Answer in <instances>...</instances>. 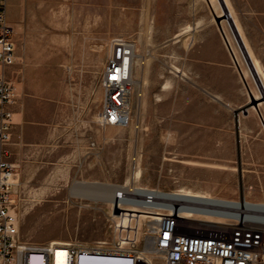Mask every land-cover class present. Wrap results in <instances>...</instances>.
I'll list each match as a JSON object with an SVG mask.
<instances>
[{
	"label": "rangeland",
	"instance_id": "374dc122",
	"mask_svg": "<svg viewBox=\"0 0 264 264\" xmlns=\"http://www.w3.org/2000/svg\"><path fill=\"white\" fill-rule=\"evenodd\" d=\"M10 1L17 60L6 75L26 94L28 136L40 133L38 123L45 125L41 143L20 144L16 150L11 141L6 144L16 168L12 196L22 240L111 244L113 202L103 196H114L112 190L122 186L264 203L257 198L264 196L259 179L253 186L244 182L240 154L230 163L236 169H230L229 153L208 152L215 139L225 149L226 137L203 136L201 148L207 151L201 153L181 151L177 114L188 110L179 106L178 80L186 58L176 54L183 42L166 40L171 33L160 28L184 22L193 30L186 25L193 17L213 22L264 134V98L253 100L262 94L221 16L226 13L222 0ZM226 1L264 75V0ZM119 37L134 42L136 83L129 124L105 126L99 117L101 75ZM209 100L203 98L202 112L217 107ZM36 262L32 257L31 264Z\"/></svg>",
	"mask_w": 264,
	"mask_h": 264
},
{
	"label": "built area",
	"instance_id": "2783aa9c",
	"mask_svg": "<svg viewBox=\"0 0 264 264\" xmlns=\"http://www.w3.org/2000/svg\"><path fill=\"white\" fill-rule=\"evenodd\" d=\"M15 34L8 19V0H0V264H31L32 257L37 258L36 264H264V223L229 216L206 204L187 217L165 207L134 210L121 203L132 194L124 189L117 192L120 201L112 204L111 244L22 240L12 196L16 168L6 147L12 138L11 107L17 91L6 75V68L17 60ZM134 57L133 41L113 40L101 75L104 95L99 117L105 126L129 124ZM134 187L141 193L130 199L154 205L157 189Z\"/></svg>",
	"mask_w": 264,
	"mask_h": 264
},
{
	"label": "crops",
	"instance_id": "0c3cea01",
	"mask_svg": "<svg viewBox=\"0 0 264 264\" xmlns=\"http://www.w3.org/2000/svg\"><path fill=\"white\" fill-rule=\"evenodd\" d=\"M222 1L226 6L227 1ZM9 4L11 1L8 3V19L14 25ZM227 6L232 12L233 20L239 28L238 31L249 51L252 62L260 71H258L262 79L260 82L264 83L263 72L243 37L237 18L229 5ZM18 14L20 18V6ZM189 21L186 25H193L195 27L193 30L189 27L184 28V22L173 24V26L164 24L163 28H160L161 31L171 33L166 40L183 42L176 54L186 58L178 80L179 106L184 104L188 110L179 111L177 114L178 131L183 136L181 151L184 153H201L207 151L201 148L203 136H209L213 139L219 136L226 137L225 149L218 148V141L215 139V143L214 140L210 141L211 146L208 152L229 153L230 169H236L232 168L230 163L240 154L241 165L239 168L245 184L256 185L255 180L259 179L260 185L264 189V134L257 114L248 106L250 95L243 86L237 70L226 56L218 32L213 27V22L209 18L203 17H193ZM203 25L210 27L206 30L202 27ZM252 77L260 88L261 94L262 86L253 75ZM16 88V100L11 107L14 112L12 150H16L20 144L41 143L45 133V125L38 123L36 127L40 133L28 136L26 132L29 124L25 109L26 94L21 86H16ZM257 97L254 96L253 100L255 101ZM203 98H209V102L214 103L217 107L210 112H202ZM258 197L264 198V196Z\"/></svg>",
	"mask_w": 264,
	"mask_h": 264
},
{
	"label": "bare ground",
	"instance_id": "6f19581e",
	"mask_svg": "<svg viewBox=\"0 0 264 264\" xmlns=\"http://www.w3.org/2000/svg\"><path fill=\"white\" fill-rule=\"evenodd\" d=\"M226 4L228 5V3ZM227 5L224 6L226 8V13H224L221 16L225 17L224 20L226 21L228 28L230 27L232 31L234 39L240 49L241 55L246 61L250 74H252L262 86V93H261L262 95L260 98L258 97L256 98V99H262L264 98V87H263L264 83L262 82L263 83L262 84L260 82L262 81L261 77L259 76L260 71L259 69L256 68V65L254 64V62H252V59L248 53L249 51L247 50L246 45L242 39V36L240 35L238 31L239 28H237L233 20L232 13H230L231 11L227 8L228 7ZM135 58H136V53H135ZM133 83H136L135 80L133 81ZM78 189L83 190L81 186L79 187L77 186V190ZM122 189L127 190V192L130 190L132 194L126 195L125 199H123L121 203H124L127 206L129 205L130 207H133L134 210L150 209L152 206L165 207V208L167 207V209L171 208L170 210H174L180 213L182 216L187 217L191 215V212H193L194 210L196 211L198 207L204 206L206 204V205H213L217 207V209L220 211L223 210V211L229 212V216L241 217L242 219L244 218L245 220L264 223V203H253V202L246 201L245 199H242L236 202V201H229L226 199H218L210 195L194 193V192H189V191L161 192V191L156 190V196H154L156 197V201L154 205H148L145 203V201H137V200L129 198V196L134 198L136 197L135 196L136 194L141 193V190L135 188L134 185L119 187L115 191L112 190L114 192L113 194L114 196H103V197L105 198V200H110L113 203L114 202L117 203L120 201L118 200V197L116 196L117 192ZM80 197H87L93 200H98L100 199L101 196H80ZM137 197H140V196H137ZM60 244H63V243H60Z\"/></svg>",
	"mask_w": 264,
	"mask_h": 264
}]
</instances>
